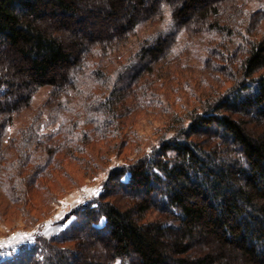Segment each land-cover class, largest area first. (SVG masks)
I'll list each match as a JSON object with an SVG mask.
<instances>
[{"label":"trees","instance_id":"trees-1","mask_svg":"<svg viewBox=\"0 0 264 264\" xmlns=\"http://www.w3.org/2000/svg\"><path fill=\"white\" fill-rule=\"evenodd\" d=\"M249 2L0 0L1 194L29 216L73 169L105 173L0 264H264V0ZM180 31L204 54L188 62ZM42 86L57 126L41 132L38 109L16 126ZM141 118L159 121L144 151Z\"/></svg>","mask_w":264,"mask_h":264},{"label":"rangeland","instance_id":"rangeland-1","mask_svg":"<svg viewBox=\"0 0 264 264\" xmlns=\"http://www.w3.org/2000/svg\"><path fill=\"white\" fill-rule=\"evenodd\" d=\"M261 6L262 0H250L248 4L249 8H257ZM168 21L169 19L165 15L164 22H162L161 24L155 23L154 25L143 27L139 34V38H143L144 36H146V34L157 32L159 33V31H164V29L167 27ZM177 36L180 42V46L185 44L190 50L188 54V62L192 61L197 56L204 54L205 42L202 37L197 38L192 45H189L185 43L186 37L182 31L178 32ZM193 63L196 64V62L194 61ZM49 90L50 87L42 86L34 92L29 109L25 111L23 109V111L14 115L13 122L16 126L24 123L26 117L28 115H31L32 113H35L37 109L39 111L41 110L42 112V122L40 123L41 132L52 130L57 126L56 118H58V115L56 116V114L58 113L56 112V108L54 107V105L52 104L45 109L42 108V103L46 101ZM158 122L159 121L157 120L151 121L142 118L141 120H139V123L137 124V130L141 137L140 145L142 146L143 151L146 150L147 147L155 141L156 136H154L153 133L154 129L159 124ZM138 154L139 153H131L129 157L125 159H119L120 161L118 162L117 160H113L114 158H111L110 163H112L111 165L109 163V165L112 166L116 165L117 163L126 161L130 162L135 156H138ZM71 173L73 179L76 180V184L74 185L73 183H71V181H69V179L67 180L65 178H60V181L62 183L57 182V184H51L53 188L51 190L52 192L56 193L57 199L51 201L49 200L47 202L46 194L44 193V195H40L38 193V195H36L35 197V203L33 207L29 210V216L23 215L22 211L17 210L15 206L10 205L7 202V199L0 192V241H7L8 238L12 237L14 234L22 233H31L33 234V236H35L36 234L41 236H52L59 232L56 231L57 228H60L61 230L69 222H71L73 216L71 215L70 217L65 219L67 213L76 208L79 204L90 201L91 199L93 200L96 195L91 194L92 190L99 189V191H101L102 184L105 179L104 171H99L98 173L93 175L91 174L90 176H84L81 171H78L76 169H73ZM60 184L64 185L65 190L60 189ZM77 201L82 202L77 203ZM44 202H47V204H45ZM44 215H46L45 217L47 218L45 219L44 224H42L41 226H36L35 224H33L34 219L40 221ZM46 222L51 223L47 228H44L43 226L46 224ZM32 243L33 242H25L23 244H19L16 246L15 251L8 248L0 250V260L10 256L12 253H16L21 246L31 245ZM115 264H118V261Z\"/></svg>","mask_w":264,"mask_h":264},{"label":"snow or ice","instance_id":"snow-or-ice-1","mask_svg":"<svg viewBox=\"0 0 264 264\" xmlns=\"http://www.w3.org/2000/svg\"><path fill=\"white\" fill-rule=\"evenodd\" d=\"M98 193H99V189H94L92 190L91 194L97 195ZM81 202L82 201H77V203H81ZM50 223L51 222H46V224L43 227L47 228ZM56 231H60V228H57ZM45 234H48V233H45ZM33 241H34V236L31 233L14 234L12 237L8 238L7 241H0V250L8 248V249L15 251L17 245L23 244L25 242H33Z\"/></svg>","mask_w":264,"mask_h":264}]
</instances>
